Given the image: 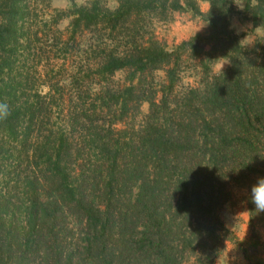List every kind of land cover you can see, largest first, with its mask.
I'll use <instances>...</instances> for the list:
<instances>
[{
    "label": "trees",
    "instance_id": "trees-1",
    "mask_svg": "<svg viewBox=\"0 0 264 264\" xmlns=\"http://www.w3.org/2000/svg\"><path fill=\"white\" fill-rule=\"evenodd\" d=\"M204 1L69 0L40 21L31 0H0V264H218L232 184L260 241L264 0H240L263 30L250 47L232 27L238 0ZM175 12L209 25L169 49L155 21ZM218 59L228 68L213 73ZM192 60L196 88L181 82Z\"/></svg>",
    "mask_w": 264,
    "mask_h": 264
},
{
    "label": "rangeland",
    "instance_id": "rangeland-1",
    "mask_svg": "<svg viewBox=\"0 0 264 264\" xmlns=\"http://www.w3.org/2000/svg\"><path fill=\"white\" fill-rule=\"evenodd\" d=\"M33 6L36 7L38 19H50L55 9H67L70 6L69 0H31ZM80 5L86 4L87 0H76ZM201 10L208 11L210 3L208 1L199 0ZM236 7L240 9L232 18V27L238 34H244L242 42L246 46H253L257 36L263 34L262 28L258 27L252 30L251 21L246 19L245 14L240 13L244 7V3L240 0L236 1ZM34 13V10H33ZM44 21V20H43ZM70 19L66 18L60 22V28L66 31ZM208 22L199 16H195L192 12H175L172 18L167 22L155 21V31L158 37L168 46L169 49L175 48L182 41L189 39L198 32H205L208 28ZM52 52V51H51ZM56 61V55L61 57L64 52L54 50L51 54ZM48 60L43 61L41 65ZM213 73H220L228 68V61L218 59L210 63ZM157 78L160 81L165 79L164 71L157 72ZM116 79L121 83H125V72H119ZM202 80V69L198 60L189 61L183 69L181 82L185 87H199ZM41 90L47 91V88L40 87ZM143 113L149 111V103L142 106ZM232 198L227 202L220 211L221 219L226 227L232 231L224 241L223 248L218 256V264H249L244 256L243 249L248 248L253 261L258 259L264 260V225L257 227L260 241L257 243L252 238V228L250 226V214L247 202L248 190L240 184L231 185ZM231 237H235L239 242L237 244Z\"/></svg>",
    "mask_w": 264,
    "mask_h": 264
},
{
    "label": "clouds",
    "instance_id": "clouds-1",
    "mask_svg": "<svg viewBox=\"0 0 264 264\" xmlns=\"http://www.w3.org/2000/svg\"><path fill=\"white\" fill-rule=\"evenodd\" d=\"M110 9L115 8L114 0H109L107 5ZM8 115V106L6 104L0 103V119L5 118ZM251 203L255 206V211L257 215L264 213V177H261L252 186L250 193ZM218 259V257H217Z\"/></svg>",
    "mask_w": 264,
    "mask_h": 264
}]
</instances>
